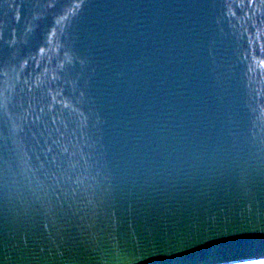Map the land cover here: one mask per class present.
Instances as JSON below:
<instances>
[{"label":"water","instance_id":"1","mask_svg":"<svg viewBox=\"0 0 264 264\" xmlns=\"http://www.w3.org/2000/svg\"><path fill=\"white\" fill-rule=\"evenodd\" d=\"M264 263V0H0V264Z\"/></svg>","mask_w":264,"mask_h":264},{"label":"trees","instance_id":"2","mask_svg":"<svg viewBox=\"0 0 264 264\" xmlns=\"http://www.w3.org/2000/svg\"><path fill=\"white\" fill-rule=\"evenodd\" d=\"M247 264H252V263H247ZM253 264H264V263H253Z\"/></svg>","mask_w":264,"mask_h":264},{"label":"rangeland","instance_id":"3","mask_svg":"<svg viewBox=\"0 0 264 264\" xmlns=\"http://www.w3.org/2000/svg\"><path fill=\"white\" fill-rule=\"evenodd\" d=\"M255 263H260V262H255ZM253 264V263H252Z\"/></svg>","mask_w":264,"mask_h":264}]
</instances>
